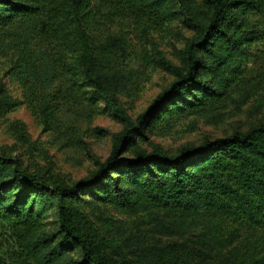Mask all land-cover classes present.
Masks as SVG:
<instances>
[{
    "label": "trees",
    "instance_id": "1",
    "mask_svg": "<svg viewBox=\"0 0 264 264\" xmlns=\"http://www.w3.org/2000/svg\"><path fill=\"white\" fill-rule=\"evenodd\" d=\"M262 14L264 0H0V117L25 104L44 129L121 124L104 159L70 130L95 164L72 181L0 146V264H264V115L174 152L141 146L188 114L223 118ZM177 19L192 33L173 61L148 36ZM157 67L172 79L132 117L119 95Z\"/></svg>",
    "mask_w": 264,
    "mask_h": 264
},
{
    "label": "rangeland",
    "instance_id": "2",
    "mask_svg": "<svg viewBox=\"0 0 264 264\" xmlns=\"http://www.w3.org/2000/svg\"><path fill=\"white\" fill-rule=\"evenodd\" d=\"M257 18L259 25L264 24V14L257 15ZM171 28V31L149 34L148 40L156 42L165 56L177 61L176 52L192 31L183 25L180 19L173 21ZM262 34L261 39L251 45V59L246 63L245 70L247 81L234 93L233 99L226 102L225 115L221 120L207 122L197 114L191 113L176 121L169 130L147 131L141 146L149 148L151 144L158 143L167 151L174 152L183 144H195L207 137L223 136L235 128L245 129L258 121L264 115V33ZM142 39L143 37H140L139 42ZM125 46L127 50L130 49L131 45L127 38ZM145 46L143 48L150 52L151 45L145 43ZM143 76L144 79H139L136 95H119L132 117L142 111L172 79V75L161 67L149 69ZM6 80L13 93L19 92L15 82H11L8 77ZM76 123L78 127L75 129L70 126L44 129L30 109L21 104L0 117V146L18 155L23 164L29 165L33 171L48 168L67 181H72L87 175L95 164L87 149L73 142L69 135L70 130L79 131L87 142L89 151L104 159L111 149V134L121 128V124L108 113H100L89 121L82 119ZM94 126H102L109 133L106 135L96 133L92 130ZM112 213L118 217H125L121 212Z\"/></svg>",
    "mask_w": 264,
    "mask_h": 264
}]
</instances>
